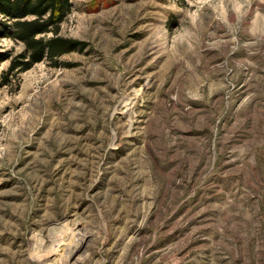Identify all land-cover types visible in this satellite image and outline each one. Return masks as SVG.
I'll return each mask as SVG.
<instances>
[{"label": "rangeland", "instance_id": "374dc122", "mask_svg": "<svg viewBox=\"0 0 264 264\" xmlns=\"http://www.w3.org/2000/svg\"><path fill=\"white\" fill-rule=\"evenodd\" d=\"M70 2L0 85V264H264V0Z\"/></svg>", "mask_w": 264, "mask_h": 264}, {"label": "trees", "instance_id": "16d2710c", "mask_svg": "<svg viewBox=\"0 0 264 264\" xmlns=\"http://www.w3.org/2000/svg\"><path fill=\"white\" fill-rule=\"evenodd\" d=\"M70 1L0 0V31H10L11 37L24 46V52L11 58L1 72L0 85L7 84L10 75L29 69L43 57L52 59L81 48L83 44L79 41L58 34L60 24L72 9ZM5 20H10L8 25ZM48 33L51 36L46 38Z\"/></svg>", "mask_w": 264, "mask_h": 264}]
</instances>
